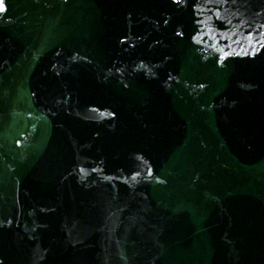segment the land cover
<instances>
[{
    "label": "water",
    "instance_id": "water-1",
    "mask_svg": "<svg viewBox=\"0 0 264 264\" xmlns=\"http://www.w3.org/2000/svg\"><path fill=\"white\" fill-rule=\"evenodd\" d=\"M0 264H264V0H4Z\"/></svg>",
    "mask_w": 264,
    "mask_h": 264
},
{
    "label": "snow or ice",
    "instance_id": "snow-or-ice-1",
    "mask_svg": "<svg viewBox=\"0 0 264 264\" xmlns=\"http://www.w3.org/2000/svg\"><path fill=\"white\" fill-rule=\"evenodd\" d=\"M5 11L4 0H0V12Z\"/></svg>",
    "mask_w": 264,
    "mask_h": 264
}]
</instances>
